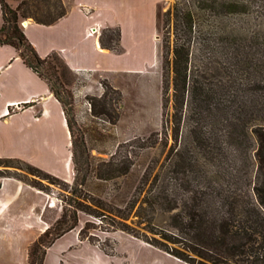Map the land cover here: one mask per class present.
Wrapping results in <instances>:
<instances>
[{"label": "trees", "instance_id": "obj_1", "mask_svg": "<svg viewBox=\"0 0 264 264\" xmlns=\"http://www.w3.org/2000/svg\"><path fill=\"white\" fill-rule=\"evenodd\" d=\"M160 7L155 28L158 36L162 32V107L168 114L172 106V142L148 187L151 168L142 172L143 184L134 192L130 184L112 200L100 194L101 182L115 177V170L128 176L132 162L118 166L110 160L109 173L102 174L90 157L79 168L69 86L84 79L57 52L39 55L21 25L28 17L55 22L66 13L63 1L0 0V44L13 46L47 82L71 133L72 181L23 159L0 157V166L18 162L37 177H18L33 187L49 193L50 184H62L66 192L59 197L60 215L29 244L27 264H44L46 249L78 225L79 212L187 264H264V0H175L164 11ZM111 30V39L101 34L100 44L119 51L120 30ZM132 210L140 231L127 222ZM90 227L95 225L86 221L79 228L81 240L94 242Z\"/></svg>", "mask_w": 264, "mask_h": 264}, {"label": "rangeland", "instance_id": "obj_2", "mask_svg": "<svg viewBox=\"0 0 264 264\" xmlns=\"http://www.w3.org/2000/svg\"><path fill=\"white\" fill-rule=\"evenodd\" d=\"M174 3L175 0H161V11L172 7ZM24 21L25 19L21 20L22 26ZM152 27V21H148L147 18L138 25H124L126 30L124 40L129 49V55L126 54L120 60L112 54L102 57L108 66L115 67L117 63L130 62L134 54L141 56L143 51H148L153 43V53L143 60L142 66L133 70H109L95 73L92 78L88 79L86 76V80H73L69 86L71 91L69 108L73 120V138L79 168L85 169L90 157H93L91 160L94 159L95 166H102L100 170L102 174L109 173L107 167L110 160L118 163V166L128 161L133 164L134 170L128 176L118 174V170H115V177L101 182L103 185L100 187H103V190L100 194L112 200L119 199V194L130 184L131 191L134 192L136 187L143 184L142 172L146 168H151L152 175L145 184L148 187L172 142L171 126L167 120L172 106L169 103L168 114L163 112L162 107V69L158 49L162 32L159 36L155 32L152 42L150 37ZM112 28L103 27L100 30L102 37L107 41L113 35ZM37 156L35 154L33 158ZM41 160L46 166L59 167V164L53 160ZM80 173L84 171L81 170ZM66 174V179L72 181L73 167L67 170ZM3 177L17 179L21 177L31 182L37 178L25 171L24 166L18 162H13L11 166L6 167L1 165L0 181ZM41 181L44 184L48 183L46 179ZM38 190L39 192L27 189L20 194L26 196L28 202L34 205L46 202L42 217L49 226L60 215L62 200L59 197L66 192L62 184H50V187L46 189L49 193ZM133 210L127 222L140 231L141 226L135 224L136 216L133 215ZM78 215V225L64 233L46 249L44 264H187L123 230H105V224H99L98 219L86 213L79 212ZM86 221H91L95 225L87 230L94 242L88 239L81 240L78 236L79 228ZM101 247L112 249V253H105ZM0 253L4 256L7 254ZM18 261L19 255L16 254L14 262Z\"/></svg>", "mask_w": 264, "mask_h": 264}, {"label": "crops", "instance_id": "obj_3", "mask_svg": "<svg viewBox=\"0 0 264 264\" xmlns=\"http://www.w3.org/2000/svg\"><path fill=\"white\" fill-rule=\"evenodd\" d=\"M62 1L66 13L55 22L40 24L30 18L24 21L23 31L39 55L57 52L86 80V76L89 79L95 73L137 69L153 53L152 43L141 56L134 54L130 62L117 63L115 67L108 66L102 59L111 54L118 60L129 55L124 40L126 24L138 25L145 18L151 20L153 42L156 7L161 0ZM103 27L119 28V51L101 46ZM35 154L38 158H33ZM71 156V133L62 103L47 82L23 63L13 46L0 44V157L23 159L70 181L66 179V172L73 167ZM41 159L53 160L59 167L46 166ZM27 189L39 192L15 177L1 179L0 252L7 254L0 253V264H27L29 244L48 226L42 217L46 202L29 203L27 197L20 194ZM16 254L19 255L17 263L14 262Z\"/></svg>", "mask_w": 264, "mask_h": 264}, {"label": "built area", "instance_id": "obj_4", "mask_svg": "<svg viewBox=\"0 0 264 264\" xmlns=\"http://www.w3.org/2000/svg\"><path fill=\"white\" fill-rule=\"evenodd\" d=\"M0 185H1V181H0Z\"/></svg>", "mask_w": 264, "mask_h": 264}, {"label": "bare ground", "instance_id": "obj_5", "mask_svg": "<svg viewBox=\"0 0 264 264\" xmlns=\"http://www.w3.org/2000/svg\"><path fill=\"white\" fill-rule=\"evenodd\" d=\"M25 22H23V24H24Z\"/></svg>", "mask_w": 264, "mask_h": 264}]
</instances>
